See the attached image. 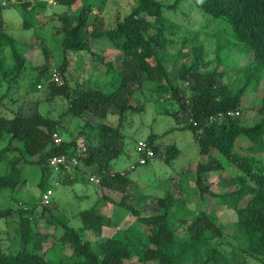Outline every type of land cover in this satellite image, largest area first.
<instances>
[{"label": "trees", "instance_id": "16d2710c", "mask_svg": "<svg viewBox=\"0 0 264 264\" xmlns=\"http://www.w3.org/2000/svg\"><path fill=\"white\" fill-rule=\"evenodd\" d=\"M47 1L14 0L0 5V52L8 48L14 63L8 72L5 91L0 92V161L8 163L0 171V187L15 188L21 165L36 163L45 169L51 155L80 153L83 142L86 148L80 154L79 165L57 175V180L70 184L84 178L86 171L94 172L99 176V183L95 185L116 189L122 196L115 201L102 194L100 201L78 212L81 224L76 227L45 207L39 211L27 206L0 210V217L12 215L11 221H15L14 215L17 218L12 231L5 236L0 232V264H124L133 257L143 264H264V165L258 158L264 153V93L256 107L248 103L245 94L252 83L257 85L263 77L264 0H202L198 4L199 10L214 21L215 57L210 60L205 57L206 48L201 41L192 46V55L187 59L181 44L175 46L177 39L184 44L188 41L177 30L182 25L167 17L166 8L174 10L184 0H174L172 4L163 0H132L129 4L126 0L123 7L126 12L121 14V9H116L107 17L101 4L108 0H53L60 9L43 19L38 14L46 10ZM76 3L79 4L74 8ZM6 7L18 9L22 29L40 27L45 21L57 19L59 24L54 26L53 35L61 37L62 59L59 62L54 59L41 36L34 35V41L28 44L8 32L3 15ZM217 19L224 24L216 23ZM223 37L230 41L235 52H247L249 56L245 66L237 65L243 82L235 90L227 83H217L226 73L220 69V62L226 58L224 49L229 46ZM20 43L28 49L35 45L43 62L36 65L37 74L29 83L25 97L21 101L10 97L12 103L9 104L5 99L10 84L18 82L27 61ZM90 45L117 51L118 61L105 60V51L93 50ZM170 49H176L173 60L182 58L178 79L186 81L187 85L192 81L186 89L170 79L163 65L165 53ZM78 54L90 57L92 66L99 74L108 75V80L103 84L98 80L93 84L72 82L71 65ZM210 62L214 65L207 68ZM115 63H119L118 68ZM2 64L0 59V85L7 75ZM53 68L58 71L61 83L49 79ZM142 88L154 95V101L173 100L178 110L167 113L176 116L179 112L184 116L182 128L189 129L197 143L198 160L193 170L198 194L196 206L180 194L182 190L175 196L167 187L162 195L155 197L158 208L146 214L139 201L131 203L135 194L130 189L129 172L141 165L135 160L133 168H111V161L123 149L122 128L127 113L144 108L143 103L130 102L143 94ZM58 98L65 103L60 113L38 110L40 104H52ZM29 102L35 104V109L32 114H25L24 106ZM111 109L117 110L116 124L99 118ZM248 109L259 116L253 118ZM228 111L234 113L228 114ZM67 117L83 118L88 128L96 127L98 131L91 137L84 131L55 144L52 134L59 132ZM93 117L97 120H92ZM247 119L252 122L247 124ZM145 139L155 154L144 165L151 160L169 164L177 157L176 146L166 144L159 135L151 133ZM227 167L236 169L229 175L234 185L231 190L213 192L202 186L205 172ZM206 195L234 209L236 220L230 225L234 242L225 239V224L216 219L213 210H207L210 198ZM101 201L102 204L114 203L129 213L130 223L118 230L115 237L105 236L93 242L84 237L85 230L101 237L104 227L112 224L111 217L97 212L96 205ZM40 218L58 231L57 238L69 248V253L56 242L43 249V238L37 230ZM179 225L184 226V235L183 241L176 244Z\"/></svg>", "mask_w": 264, "mask_h": 264}, {"label": "rangeland", "instance_id": "374dc122", "mask_svg": "<svg viewBox=\"0 0 264 264\" xmlns=\"http://www.w3.org/2000/svg\"><path fill=\"white\" fill-rule=\"evenodd\" d=\"M128 1L129 4L132 2V0ZM163 1L167 4H172L174 0ZM201 1L202 0H184L181 1L174 10H172V8H166L167 17L172 19L173 22L182 25L180 28H177V30L182 38L185 40L187 39L188 43L184 44V42H182V45L181 41L177 39L175 41V46L177 47L181 44L183 52H186V59L192 55V46L199 44V41L203 42L206 48V59L210 60L215 57L214 47L216 42V32L213 28L214 21L209 14L199 10L198 4ZM47 3L46 10L39 12L38 17L44 19V16H49L54 10L60 9L55 6L53 0H48ZM78 4L79 3H76L73 7L76 8ZM103 4L104 3L101 4V9L103 10L105 17L108 15L112 16L116 9H121V14L127 10L126 8H123L126 4V0H108L104 5ZM3 15L6 18L8 32L12 33L21 43H32L34 41V35H39L45 40V43L51 49L54 59L57 62L62 59V51L60 49L61 37H55L53 35L54 26L59 24L57 19L45 21V24L40 27L36 26L31 27L30 29H22L21 17L16 7H6L3 10ZM107 19L111 20L112 17ZM215 22L224 24L221 19H217ZM219 27L221 26H218V28ZM223 41H225L230 48L229 46H226L224 49L223 54L226 58L224 57V60L220 62V69L225 70L226 73L223 74L217 83H227L230 89L235 90L239 88L243 82V75L241 72L237 71V65H239V68L245 66V64L249 62V56L247 52H243V54H241L242 52H235L234 49L231 48L230 41L226 40L224 37ZM21 43L19 44V48L24 51L27 61L24 69L20 73V79L18 82L10 84L5 99L9 104L12 103L10 97L20 101L25 97L29 90V83L37 74L36 65L43 62V58L40 54L41 52L35 45L28 49L27 45ZM90 46L93 50L100 52L105 51V60H113L114 62L118 61L119 53L117 51L112 49H102L103 46L98 45ZM176 49H170L168 53H165L163 65L165 66L170 79L175 83L177 82L180 88L186 89V86H189V84L191 85L192 81H189V84L187 85L186 81L178 79V68L182 58L179 59L178 57L177 60H173V57L176 54ZM0 59L2 60L3 67L7 69V75L3 79V85H0V92H4L7 86L6 80L10 77L8 75V72L10 71L9 69L12 68L14 64L8 48L1 50ZM91 62L92 60L86 54H78L77 58L71 65V71L74 77L72 82L76 80L81 82L89 81L93 84L98 80L102 81L100 83L103 84L104 80H108V75L99 74V70L94 68ZM212 65H214L213 62H210L207 68ZM118 67L119 63H115V68ZM262 70H264V68ZM261 74L263 77L259 80V83L257 85L252 83L245 92L248 103L253 107H256L259 104L264 93V72L262 71ZM142 93L143 94H140L137 99H130V102L133 104L140 105L143 103L144 108L136 112L127 113L122 128L124 134V140L122 141L123 149L121 153L111 161V168L113 170H125L137 160V154L135 152L136 140L139 138H147L151 133L157 134L166 144H174L178 149V155L169 164H164L158 160H151L146 165L137 166L134 170L129 172V177L132 179L130 189L135 194L131 203L139 201L144 206L146 210L145 213H151L158 208L155 197L162 195L164 189L168 187L175 196L178 195L179 190H182V193L180 194L195 205L198 203H195L198 201V194L194 185L195 176L193 170L196 161L198 160V146L191 131L182 128L185 117L178 114L179 112L176 116L167 113L168 111L178 110L173 100L154 101V95H151L145 88H142ZM245 103L243 104L245 105ZM64 105V100L58 98L55 99L52 104H40L38 110L41 113L49 112L57 114L62 111ZM34 109L35 104L29 102L24 106V113L32 114ZM248 111H251L253 118L259 116L253 109H248ZM68 118L69 117L61 123L59 132H57L62 139L78 136L84 131H88L87 133H89L91 137V135L96 134L98 131L96 127L92 129L88 128V125H85L86 120L83 118ZM99 118L101 121L103 120L110 124H116L117 110L111 109L108 112L102 113ZM92 120L97 119L93 117ZM245 122L248 124L251 123L252 120L247 119ZM117 142H120V139H117ZM258 158L260 159L261 164L264 165V153L260 154ZM2 163L1 160L0 171L8 166L6 161L5 164ZM79 170L81 171L82 169ZM235 172L236 169L234 167H227L225 170L219 171H207L203 174V181L201 184L213 192L225 191L227 189L231 190L234 185H232L233 183L231 182L229 175H232ZM86 173L84 178L78 179L69 184L58 181L57 174L49 165H47L45 169H42L36 163H26L21 165L19 183L16 184L15 188L0 187V210L8 207L17 208L18 206H27L39 211L42 207H45L50 210L52 209L54 215L58 216L59 219L67 220V222L73 227L79 226L81 221L78 212L92 206L97 200L100 201L102 194L111 196L115 201H119L122 196L121 192L116 189L112 190L102 186L98 187L93 182L88 181L89 173ZM262 173H264V171ZM45 188H50L53 191L50 201L46 204L42 203L41 199V192H43ZM146 194L149 196H147L148 199L145 200ZM206 196L210 198V201L206 205L207 210H213L216 219L222 224H225L224 231L227 235V238L225 239L234 242L230 237L233 232L230 225L236 220L234 209L220 205L217 200L210 195ZM102 201L99 205H96L97 212L104 216L111 217L112 224L104 227V234L101 237L94 236L91 231L85 230L84 237L93 242L96 239H101L105 236L115 237L118 230L125 228L130 223L129 213H126L114 203L102 204ZM11 216L0 217V232L1 234H4V236L15 228L17 218L16 215H14L13 218L15 221H11ZM38 221L40 224L37 225V230L43 238V249L46 250L48 246L56 242L58 246L63 248L65 253H69V248L65 247L61 240L57 238L58 231H55L53 226L48 227L43 223V219L40 218ZM102 224L106 226L104 223ZM183 231L184 226L179 225L176 229V244L183 241ZM50 234L53 236H50ZM227 247L231 248L228 244ZM235 253L234 257L236 258L237 254L235 255ZM130 263L143 264L138 262L135 257L124 261V264Z\"/></svg>", "mask_w": 264, "mask_h": 264}, {"label": "built area", "instance_id": "2783aa9c", "mask_svg": "<svg viewBox=\"0 0 264 264\" xmlns=\"http://www.w3.org/2000/svg\"><path fill=\"white\" fill-rule=\"evenodd\" d=\"M14 0H0V5L4 6L6 4L12 3ZM50 80L55 81L57 83H61V79L58 75V71L56 68H53L50 72ZM40 87V84L37 85ZM234 113L233 111H228V114ZM235 114H238V112H235ZM52 139L55 144H59L62 141V138L59 136L57 132H54L52 134ZM85 144L82 142L80 144V150L81 152L85 150ZM77 151L75 155L72 156H67L65 153H60V154H53L48 158V163L54 172L59 175H63L66 171H71L72 167H75L79 165V157L80 154ZM135 152L137 154V163L139 165H144L149 159L154 157L155 151L153 147L145 140V139H138L135 143ZM130 168L134 167V164L129 166ZM123 174V172H122ZM89 181L93 182L94 184L99 183V176L92 172L89 173ZM53 191L50 188H46L42 193H41V199L42 203L46 204L50 201V197L52 195Z\"/></svg>", "mask_w": 264, "mask_h": 264}, {"label": "clouds", "instance_id": "9594fccd", "mask_svg": "<svg viewBox=\"0 0 264 264\" xmlns=\"http://www.w3.org/2000/svg\"><path fill=\"white\" fill-rule=\"evenodd\" d=\"M139 139H145V138H139ZM137 140H138V139H137ZM137 140H136V141H137ZM145 140H146V139H145ZM135 143H136V142H135ZM151 159H152V158H151Z\"/></svg>", "mask_w": 264, "mask_h": 264}]
</instances>
